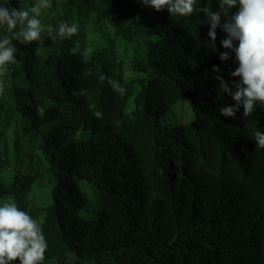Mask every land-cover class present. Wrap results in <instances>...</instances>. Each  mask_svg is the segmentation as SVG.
Wrapping results in <instances>:
<instances>
[{
    "label": "trees",
    "instance_id": "16d2710c",
    "mask_svg": "<svg viewBox=\"0 0 264 264\" xmlns=\"http://www.w3.org/2000/svg\"><path fill=\"white\" fill-rule=\"evenodd\" d=\"M49 2L41 40L13 38L16 63L0 76V205L14 201L37 219L44 261L264 264V149L254 140L264 105L249 117L242 106L220 114L235 101L215 76L240 79L230 75L235 53L219 59L227 34L217 28L212 42L203 13L171 15L141 0ZM199 6L217 11L218 0ZM119 14L132 24H118ZM65 22L78 34L61 38ZM10 35L0 25V39ZM118 40L144 47L124 63ZM140 72L146 80L129 78ZM176 104L190 109L188 123L170 121Z\"/></svg>",
    "mask_w": 264,
    "mask_h": 264
},
{
    "label": "clouds",
    "instance_id": "9594fccd",
    "mask_svg": "<svg viewBox=\"0 0 264 264\" xmlns=\"http://www.w3.org/2000/svg\"><path fill=\"white\" fill-rule=\"evenodd\" d=\"M23 0H21V3ZM141 2L161 11L165 8L172 14L181 17L191 16L193 13H203L210 26L208 36L212 42L217 38V28L225 32L226 38L221 45L228 51L221 52L219 59L227 61L231 53H235L239 66L230 73L232 77H239V81H225L222 75H216L219 81L218 90L227 93L234 101L232 106L220 108V114L225 117H235L243 107V116H252L256 104L264 105V0H218V10L213 11L209 6L200 7V0H141ZM238 6L231 16L230 10ZM49 0H35V3L25 7H11L0 5V25H5L10 36L0 39V76L9 71V65L16 63L17 49L12 39L23 43L41 40L45 27L39 18L43 9L50 8ZM222 17L224 22H222ZM19 28L18 31H15ZM48 31L52 29L49 26ZM77 23H62L58 35L70 38L77 35ZM238 41V46L234 42ZM76 48L72 49L75 53ZM213 71L220 73L218 66ZM101 79H104L102 76ZM111 83V81H110ZM232 84L234 91L229 87ZM114 88L121 95L125 88L115 84ZM5 91V85L0 83V95ZM97 117L101 116L96 112ZM254 140L258 148L264 149V132L256 131ZM48 244L43 229L37 219L22 210L14 201H7L0 205V264H43Z\"/></svg>",
    "mask_w": 264,
    "mask_h": 264
},
{
    "label": "rangeland",
    "instance_id": "374dc122",
    "mask_svg": "<svg viewBox=\"0 0 264 264\" xmlns=\"http://www.w3.org/2000/svg\"><path fill=\"white\" fill-rule=\"evenodd\" d=\"M117 23L120 25H131V19L126 14H119L117 17ZM143 44H137V43H130L125 45L122 41L118 40L115 42V49L116 54L120 57H122L123 62H130L132 59H134L137 54L136 52L139 51L141 48H143ZM148 77L147 72H140L135 73L132 78L133 80H146ZM132 107V104L129 103L127 105V111H129ZM172 114V115H171ZM169 119L171 122H181V123H188L192 117H191V111L189 108H182L180 104H176L172 112L169 115ZM74 260V257L72 255H68L67 261L72 262ZM43 264H60V261L58 260H50V261H43Z\"/></svg>",
    "mask_w": 264,
    "mask_h": 264
}]
</instances>
